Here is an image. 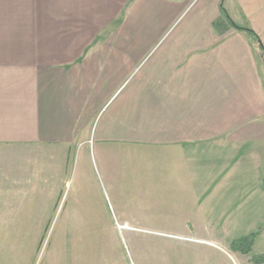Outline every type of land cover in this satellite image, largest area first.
I'll list each match as a JSON object with an SVG mask.
<instances>
[{"label": "crops", "instance_id": "0c3cea01", "mask_svg": "<svg viewBox=\"0 0 264 264\" xmlns=\"http://www.w3.org/2000/svg\"><path fill=\"white\" fill-rule=\"evenodd\" d=\"M261 48L264 0H0L1 203L75 180L81 210L93 165L113 191L143 162L116 221L264 255Z\"/></svg>", "mask_w": 264, "mask_h": 264}, {"label": "rangeland", "instance_id": "374dc122", "mask_svg": "<svg viewBox=\"0 0 264 264\" xmlns=\"http://www.w3.org/2000/svg\"><path fill=\"white\" fill-rule=\"evenodd\" d=\"M139 164L131 179L123 180L127 176L117 163L114 192L100 162L98 168L92 164L95 181L83 197L81 210L75 208V180L64 189V196L51 203L24 200L11 210L0 196V264H264V255H255L247 238L232 249L220 244L197 247L186 229L124 227V222L116 221L123 195L127 198L132 191L131 200L140 202L145 186ZM70 222L89 225L62 226ZM91 222L98 226H90ZM45 223L48 226H40Z\"/></svg>", "mask_w": 264, "mask_h": 264}, {"label": "trees", "instance_id": "16d2710c", "mask_svg": "<svg viewBox=\"0 0 264 264\" xmlns=\"http://www.w3.org/2000/svg\"><path fill=\"white\" fill-rule=\"evenodd\" d=\"M220 5H221V2H220ZM220 9H221V13H222V15H224V16L228 19V21L230 22V24H231L232 26H234L237 30L245 31V32H247V33L250 34V35H254L253 31H252L250 28H242V27H238V26L234 25V24L232 23V21L229 19V17L227 16L225 10H224L222 7H221ZM261 50H262V54H263V57H264V49L261 48ZM246 238H247L248 241H249L248 245L251 244V241H252V239H253V235H250L249 237H246ZM242 241H243V239L240 240V241H238V242H236V243H234L233 246H235V245H237V244H240Z\"/></svg>", "mask_w": 264, "mask_h": 264}]
</instances>
